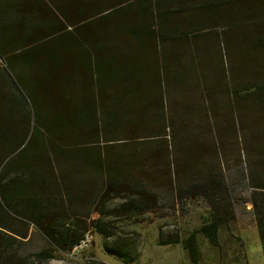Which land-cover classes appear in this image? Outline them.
<instances>
[{"label":"trees","instance_id":"trees-1","mask_svg":"<svg viewBox=\"0 0 264 264\" xmlns=\"http://www.w3.org/2000/svg\"><path fill=\"white\" fill-rule=\"evenodd\" d=\"M216 17L223 33L264 24V0H0V264H51L90 227L106 253L131 264L138 252L110 242L113 229L168 195L172 208L200 198L208 213L184 238L162 242L182 243L193 261L197 234L220 247L235 217V182L219 159V171H194L169 150L185 143L188 123L171 108L174 85L200 87L194 54L179 69L175 46ZM252 46H264V35ZM251 84L246 92L264 94L263 81ZM225 92L239 96L238 87ZM187 96L178 107L190 105ZM250 177L264 252V169ZM34 239L43 245L30 247Z\"/></svg>","mask_w":264,"mask_h":264},{"label":"rangeland","instance_id":"rangeland-1","mask_svg":"<svg viewBox=\"0 0 264 264\" xmlns=\"http://www.w3.org/2000/svg\"><path fill=\"white\" fill-rule=\"evenodd\" d=\"M233 14L234 11L226 19L233 18ZM216 18L205 23V32L195 35L190 32L189 37L178 40L175 46L179 69L190 68L194 54L197 78L195 75L192 80L199 82L200 87L198 89L197 85H193L191 91L187 90L190 87L184 90L174 85L170 96L171 108L175 116L187 112L181 116H185L188 123L184 124L185 143L178 141L175 149L172 146L169 150L171 155L175 154L178 164L190 159L194 171L217 168L218 159L221 161L225 179L235 182L232 185V193L237 197L235 217L230 222V229L221 228L219 248L197 234V254L193 261L182 243L162 241L175 237L182 239L196 230L207 215L208 208L204 200L197 197L186 200L183 208L181 203L172 208L168 195L161 201L160 208L145 212L138 222L125 226L126 230L113 229L115 235L109 238L110 242L125 240L132 251L138 252L136 261L131 264L264 263V252L250 202L253 189L250 175H257L264 169V165L257 163L263 156L261 150L264 152V94L255 97L246 92L248 88L245 89L253 81L264 82V46H252L255 37L264 35V24L248 22L244 26L238 23L235 28L223 33L226 27L222 23L223 17ZM181 20L182 24L187 23V20ZM203 71L206 79L201 78ZM219 75L222 77L219 78ZM227 86L228 92L238 87L239 96L227 94ZM194 92H199L201 96ZM189 94L187 100L190 105L184 109L178 107L179 99ZM199 119L204 129L196 126ZM229 121L231 125L227 124ZM198 157L202 158L201 162ZM250 169L253 171L251 174ZM97 216V213L92 214V217ZM89 229L93 242L87 250L75 257L61 253L50 261L51 264H125L106 253L102 245L103 236L93 227ZM41 245L43 242L40 239H34L29 246Z\"/></svg>","mask_w":264,"mask_h":264},{"label":"built area","instance_id":"built-area-1","mask_svg":"<svg viewBox=\"0 0 264 264\" xmlns=\"http://www.w3.org/2000/svg\"><path fill=\"white\" fill-rule=\"evenodd\" d=\"M93 242V234L91 233V230L88 229L84 232L83 236L77 241L70 249H68L65 252H62L63 254L75 257L80 253H83L87 248L92 244Z\"/></svg>","mask_w":264,"mask_h":264},{"label":"crops","instance_id":"crops-1","mask_svg":"<svg viewBox=\"0 0 264 264\" xmlns=\"http://www.w3.org/2000/svg\"><path fill=\"white\" fill-rule=\"evenodd\" d=\"M233 257H234V258H238V255H234ZM246 261H247V260H246ZM263 264H264V263H263Z\"/></svg>","mask_w":264,"mask_h":264}]
</instances>
